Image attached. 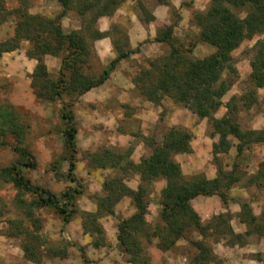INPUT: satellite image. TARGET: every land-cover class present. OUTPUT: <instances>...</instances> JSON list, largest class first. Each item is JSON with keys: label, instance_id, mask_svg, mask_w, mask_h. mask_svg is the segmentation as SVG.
<instances>
[{"label": "rangeland", "instance_id": "rangeland-1", "mask_svg": "<svg viewBox=\"0 0 264 264\" xmlns=\"http://www.w3.org/2000/svg\"><path fill=\"white\" fill-rule=\"evenodd\" d=\"M166 1L169 6L159 5L157 0H125L111 15H101L90 25L92 35L96 37L94 41L98 35L107 33L113 50L115 47L122 52H132L121 63L120 70L123 74L116 75L111 80L112 86H116L114 95L121 93L120 91L125 92V95L121 96V101L112 99L115 103L108 106L113 110L109 118L103 116V106L93 105V109H86L79 103L80 97L74 100L71 95L61 94L50 101L36 97V88L31 87L36 61L26 56L32 48L28 41H15L16 49L0 54V108L13 113L17 123L23 126L21 139L15 138L11 133H0V141L5 144L0 146V170L15 165L18 160L30 164V159L22 158L15 152L16 149H24L31 156L35 167L21 168L20 173L31 185L49 191L62 204L66 203V189L79 192L73 195L72 207L67 206V210L72 213L62 225L61 217L54 207L28 206L36 202L37 198L24 193L22 189H15L7 176L0 175V264H129L127 256L118 250L115 236L117 223L129 217L131 214L128 216V212L133 208L129 197L120 196L122 193H119V188L136 190L141 183L132 167L150 154L151 147L148 144L157 145L170 128L189 134V146L192 142L195 148V153H178L172 156L185 178L201 174L210 181L216 177V165L223 172H228L233 164L237 166L235 172L239 174L240 182L225 193L224 205L214 196L218 205H208V211L214 213L219 209L218 214H227L232 225L244 226L237 217L239 210L231 214L232 209H240L245 204L256 217L264 209V179L262 187L245 186L247 175L255 173L261 166L264 168V142L244 143L237 155L235 147L239 141L228 136L227 152L213 156L212 145L217 144L218 136H211L206 119L197 117L167 97L148 98L138 89L140 85L134 86L133 81L141 71H147L154 78L157 63L168 52L167 45L154 42V38L161 35L168 24H173L171 42L188 49L191 58L202 59L214 51L210 45L197 41L198 28L193 20L195 12H205L209 0H192L190 3L188 0ZM156 7L164 10L161 14L164 20L161 19L151 27L154 37L149 39L144 38L143 34H140L141 37L137 34L133 49H130L127 39L130 17L135 16L136 21L145 27L154 22L152 12ZM18 8L28 15L46 19H52L60 12L59 6L53 1L0 0V44L12 39L17 18L14 10ZM233 12L240 21L245 16L244 10ZM149 15L153 19L147 22ZM88 16L89 12L79 17L74 11H67L60 19L61 27L64 32H79L87 39L85 23ZM101 27H107V30L99 32ZM236 31L240 43L230 55L232 71L222 74V79L227 83L230 80L231 85L219 99L221 104L213 117H223L227 105L236 117V124L241 132L260 131L264 128V77L263 80L254 82L250 73L256 61L255 45L264 40V30L256 32L240 23ZM87 42L91 44V49L81 67L86 76L95 80L105 66L94 55L92 40ZM24 59L33 63L32 73L25 78L20 75V67L25 66ZM42 62L49 78L55 79L60 59L44 55ZM27 90L31 99L26 97ZM62 108L70 112L76 128L75 168L72 176L67 175L68 153L63 147L60 134L65 125L60 119ZM104 151H109L114 160H108L105 167L100 168L92 159ZM112 181L113 186L110 187L113 195H110L112 193L104 189V185L111 184ZM142 186L149 191L146 215L149 213V205L151 213L147 220L144 217L149 234L155 226L160 225L158 216L154 218V207L156 205L160 210L159 192L164 181L155 180ZM108 194L110 205L105 202ZM19 200L24 201V205ZM234 202L237 203L235 206ZM85 213L95 216V223L102 231V247H92V241L101 238L95 231L91 232L92 228L82 230V224L89 225V220L83 217ZM243 233L237 234L242 236L239 246L256 243L261 238L264 240V236H243ZM179 240L182 243L178 246L175 243L171 249L162 251L158 249L155 238H151L149 242L139 239L141 255L148 258V264H184L195 253L191 242L202 240L211 251L214 243L235 244L231 235L213 234L211 231H207L202 238L191 230ZM23 245L29 251L27 254L33 260H39L38 263L24 258L21 251ZM245 254H250L249 257L258 264L264 261V251H249Z\"/></svg>", "mask_w": 264, "mask_h": 264}, {"label": "trees", "instance_id": "trees-1", "mask_svg": "<svg viewBox=\"0 0 264 264\" xmlns=\"http://www.w3.org/2000/svg\"><path fill=\"white\" fill-rule=\"evenodd\" d=\"M55 2L60 12L52 19H46L37 15H28L23 9L14 10L16 23L13 30V37L0 44V54L11 52L17 48L15 41L26 40L32 48L26 54L28 58L34 59L36 65L31 76V87L36 88L34 95L48 101L58 98L61 94L71 95L74 100L101 85L113 70L115 64L127 58L132 52L130 50H116L115 58L110 61L101 71L97 79H92L84 74L81 65L90 53L91 44L87 40L96 38L90 31V25L96 22L101 15H111L114 10L125 0H46ZM159 5L169 6L165 0H157ZM192 0H188L190 3ZM233 10H244L245 16L240 21ZM67 11H74L79 17L89 12L86 24V36L79 32H64L60 19ZM153 18L149 15L147 22ZM195 26L198 28L197 41L210 45L214 51L202 59H193L189 56V50L180 44H173L172 25L168 24L164 32L154 38V42L166 44L168 52L160 58L155 68L154 78L150 77L147 71H141L140 75L134 79V86H139L140 92L148 98L156 96L167 97L173 103L182 106L199 118L207 120V125L211 129V136L217 135V144L212 145V154L226 153L228 150L227 137L232 136L239 141L235 147L239 155L242 144H254L264 142V128L260 131L241 132L236 124L231 110L226 105V114L220 119H215L213 113L220 106L219 99L228 90L231 81L228 83L222 79V74L232 71L231 52L240 43L237 33L238 24L242 23L256 32L264 30V0H209V5L204 13L195 12L193 15ZM89 29V30H87ZM108 37V34L98 35ZM113 46V44H112ZM49 55L60 59V66L55 79L49 78L42 56ZM255 64L251 68L250 78L254 82L263 80L264 77V40L256 42ZM152 64V63H151ZM152 66V65H150ZM224 73V74H225ZM144 84L146 86H144ZM60 119L64 122V127L60 132L65 151L68 153L67 175L72 176L75 168V134L76 128L72 115L62 108ZM23 126L17 123L13 113L0 108V133H11L17 139L23 136ZM1 134V135H2ZM190 135L186 132L170 128L162 136L157 145L151 147L150 154L139 164L132 167L133 171L139 175L140 185L136 190L119 188L120 196H127L130 199L133 213L121 219L116 225V243L118 250L127 256L129 264H148V258L141 255V244L139 239L149 242L151 238L157 240V247L162 251L171 249L175 243L185 236V233L193 230L200 237L206 236L207 231L213 234L227 233L232 236V242L240 243L241 235L232 234L227 214L212 216L207 222L200 223L198 216L190 207V201L197 197L216 196L223 205L226 202L225 193L234 185L240 182L237 166L233 164L228 172H223L220 166L216 165V177L213 180H206L201 174L185 178L179 164L173 160L172 156L178 153L188 154L191 152L189 146ZM3 142L0 141V146ZM16 149V148H15ZM15 152L20 157L30 159L28 164L16 161L15 165L0 170V175H5L15 189H22L24 193L35 196L36 202L28 206L54 207L61 217L64 225L70 217L72 211L67 210V206L73 205V195L79 194L77 191L66 189L64 196L66 203H60L49 191L33 186L20 173L21 168H34L35 163L31 156L24 149H16ZM93 162L98 167L104 168L108 160H114L109 151H104L96 157ZM215 160V157H214ZM102 161V162H101ZM245 175V174H244ZM248 180L245 186H263L264 168L257 169L255 173L247 175ZM155 180H163L164 186L159 192L160 207L158 213L159 224L148 234L144 217L147 213L148 190L143 188V184H149ZM113 182L104 185L113 195ZM109 194L106 197V204L110 205ZM24 205V201L19 200ZM89 225L82 224V230L92 228L90 231L102 235V231L95 223V216L90 213L83 214ZM238 219L244 224L245 232L243 236L256 234L264 236V209L258 217L254 216L250 208L243 204L237 214ZM100 240H93L92 247H102L103 236ZM195 251L190 259L184 264H222L202 240L190 243ZM21 251L25 259L33 260L25 245L21 246ZM258 262H260L258 260ZM264 264V261L261 262Z\"/></svg>", "mask_w": 264, "mask_h": 264}, {"label": "crops", "instance_id": "crops-1", "mask_svg": "<svg viewBox=\"0 0 264 264\" xmlns=\"http://www.w3.org/2000/svg\"><path fill=\"white\" fill-rule=\"evenodd\" d=\"M163 11L164 10L162 9V7H156V9H154V11L152 12V15L154 17V22L149 23L145 27H142L138 23V21H136L135 16L132 15V17H130V23L131 24H130V28L127 31V39H128V43L130 45V49H133V45L135 44L134 43L135 35L137 37V34L139 36H140V34L141 35L143 34L144 38L148 37L149 39H152L154 37V31H153V29L152 30H150V29L158 21L164 20L161 18V14L164 13ZM133 19L135 20V22H133ZM106 30H107V27L106 28L101 27V28H99L98 31L99 32H105ZM93 51H94V55L96 56V58L98 59V61L100 62V64L103 67L106 66L110 61H112L116 56V53L112 49L109 37L97 38L93 42ZM46 58H48V57H46ZM124 59H126V58H124ZM124 59H120L115 64L113 70L109 73L108 78L101 85L89 90L88 92H86L82 96H80L79 103L84 105L86 109H90L93 105L103 106L102 107L103 116L106 118H109L112 115L113 110L111 108H109L108 106L114 104L115 101H121L120 100L121 96L123 94L125 95V92L123 93V91H120L121 93L117 94L119 96V98H116L117 95L116 96L114 95L116 86L113 87L112 83H111V80L113 79L114 76L119 75V74L120 75L123 74V72L120 69H121V63L123 62ZM24 60H26V59H24ZM24 65H25L24 67L23 66L20 67V69H21L20 75H22L23 78L27 77L28 75H30L32 73L33 63L26 60ZM129 84H131V83H129ZM26 86H27V84H26ZM24 90H25V84H24ZM26 97H28V99H31L30 92L28 90L26 91ZM113 98L115 99V101L112 100ZM92 109H93V107H92ZM77 135H76V141H77ZM190 149H191L192 153L193 152L195 153V151H194L195 148H194L192 142L190 143ZM213 203L218 205V201L216 202L214 196H210V197L197 196L190 201V207L198 216L200 223L207 222L212 216L217 215L219 213V209H218V212H214V213H211V211H208V209H207L208 205H213ZM235 204H237V203L234 202V206H235ZM149 206L151 208V205H149ZM150 208H148L149 213H151ZM238 210H239L238 208L232 209L230 213L231 214L237 213ZM132 212H133V210L130 209V211L128 212V216L130 214H132ZM149 213L145 216L146 220H147V218H150ZM158 213H159V209L155 205V207H154V218L155 217L157 218ZM231 222L232 221L230 219L228 221V223H229L228 225H229L231 232L234 235L242 234L245 231V227L243 225L238 224V226H236V225H232ZM181 243H182V240L177 241L176 246H178ZM249 251L263 252L264 251V240L261 238L256 243H246L245 245H242V246H239L236 243L235 244H223L222 242L214 243L212 245L213 255H215L218 259H220L222 264H258L251 257H249L250 254H245V253H248ZM165 261L167 262L166 259H165Z\"/></svg>", "mask_w": 264, "mask_h": 264}]
</instances>
